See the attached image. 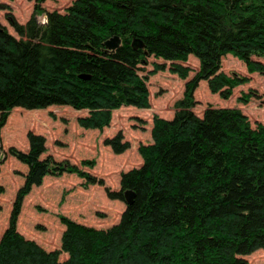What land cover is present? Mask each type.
Segmentation results:
<instances>
[{"label": "trees", "instance_id": "16d2710c", "mask_svg": "<svg viewBox=\"0 0 264 264\" xmlns=\"http://www.w3.org/2000/svg\"><path fill=\"white\" fill-rule=\"evenodd\" d=\"M44 1L33 0L25 23L6 13L18 38L0 31V128L13 108L61 105L88 111L77 118L80 127L103 130L113 110L149 107L138 72L148 56L169 61L182 79L191 71L182 64L189 55L199 67L172 118L153 117L152 141L138 146L141 165L121 173L119 190H107L121 201L133 191L132 204L102 229L61 216L60 250L17 231L23 198L47 174H87L42 158L40 134L28 133L25 152L11 147L27 172L0 234V264H246L243 256L264 250V124L251 127L235 107L193 110L200 81L223 99L247 81L220 70L223 55L264 74V0H74L64 13L45 11ZM113 36L120 45L107 51ZM134 38L144 46L133 49ZM122 139L119 132L104 144L119 154L129 148Z\"/></svg>", "mask_w": 264, "mask_h": 264}, {"label": "rangeland", "instance_id": "374dc122", "mask_svg": "<svg viewBox=\"0 0 264 264\" xmlns=\"http://www.w3.org/2000/svg\"><path fill=\"white\" fill-rule=\"evenodd\" d=\"M73 1L45 0L41 6L45 11L64 13ZM1 4H4L3 8ZM33 9V0H0V24L18 38L6 13H11L17 22L25 23ZM38 19L43 22L45 16L40 15ZM182 64L191 68L185 79L170 70L169 61L148 56L146 64H141L138 72L146 77L149 107L121 106L112 111L110 125L103 130L85 129L78 125L77 118L88 114L84 109L75 110L61 105L34 110L13 108L0 128V186L3 189L0 193V234L8 225L13 201L27 172V165L9 154L8 150L13 147L27 151L30 132L45 138L46 150L42 158L50 156L56 163L73 164L87 176L71 172L45 175L41 184L33 185L24 196L17 218V231L49 251L61 249V235L65 228L61 216L98 229L117 223L126 205L124 201L108 198L107 190H119L121 173L141 165L138 146L152 141L153 117L172 118L174 102L182 97L185 83L199 67L193 55H189ZM160 65L163 66L157 67ZM220 70L248 79L232 88L226 99L209 92L207 83L200 81L194 91V112L201 115L207 105L235 107L246 116L251 127L257 123L264 124V74L248 72L243 62L229 53L222 56ZM119 132L123 136L122 141L129 143V148L117 154L104 144V139ZM66 257L67 254L61 252L59 259ZM243 257L246 264H264L262 249Z\"/></svg>", "mask_w": 264, "mask_h": 264}, {"label": "water", "instance_id": "95a60500", "mask_svg": "<svg viewBox=\"0 0 264 264\" xmlns=\"http://www.w3.org/2000/svg\"><path fill=\"white\" fill-rule=\"evenodd\" d=\"M3 26L0 24V31L2 30ZM105 47L107 51H113L120 45V38L118 36H113L107 41H105ZM131 46L133 49L142 48L144 46V43L139 38H134ZM83 77H87L86 75H83ZM135 193L131 190H127L124 192V203L125 205L132 204L134 200Z\"/></svg>", "mask_w": 264, "mask_h": 264}, {"label": "bare ground", "instance_id": "6f19581e", "mask_svg": "<svg viewBox=\"0 0 264 264\" xmlns=\"http://www.w3.org/2000/svg\"><path fill=\"white\" fill-rule=\"evenodd\" d=\"M121 42V41H120Z\"/></svg>", "mask_w": 264, "mask_h": 264}]
</instances>
